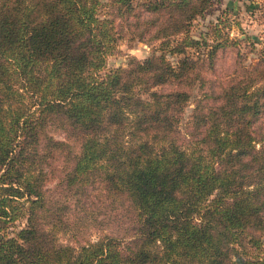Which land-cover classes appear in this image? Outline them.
Wrapping results in <instances>:
<instances>
[{"label": "trees", "instance_id": "obj_1", "mask_svg": "<svg viewBox=\"0 0 264 264\" xmlns=\"http://www.w3.org/2000/svg\"><path fill=\"white\" fill-rule=\"evenodd\" d=\"M209 4L0 0V229L24 219L0 234V264H264V48L201 75L229 46L215 23L199 58L187 34ZM115 19L160 52L100 73ZM164 51L182 54L172 65ZM104 200L129 211L125 232L59 241L102 229Z\"/></svg>", "mask_w": 264, "mask_h": 264}, {"label": "rangeland", "instance_id": "obj_2", "mask_svg": "<svg viewBox=\"0 0 264 264\" xmlns=\"http://www.w3.org/2000/svg\"><path fill=\"white\" fill-rule=\"evenodd\" d=\"M138 1V0H135ZM116 22H119L115 19ZM218 24L217 33H220L216 40H227L228 49L218 53L214 62V70H205L203 67L200 69V74L213 77L218 74H223L229 71L232 67V61L235 56V48L239 49V53L242 56L244 63H249L255 60L257 53L260 49L264 48V0H210V4L198 15H196L187 27V34L198 38L199 44L197 51L200 57H204V52L209 46V43L214 42V24ZM119 31L117 40L111 53L106 56L105 64L100 70V73L108 70L109 68L116 66H125L130 57L137 59H143L150 53L158 54L160 52L159 41L154 40L151 42H144L135 37H131L128 29L124 27V23L117 24ZM213 30V31H212ZM182 34H177L174 37L169 38V46L173 44L174 40L179 39ZM205 42V44H203ZM187 52L197 53L193 48H186ZM182 53L164 51L165 58L175 65L179 56ZM198 79H195V83L190 89V98L185 105L182 118L180 119L179 126L181 130L185 129L186 119L193 105L194 97L199 94L200 88L197 85ZM55 138H62L63 133L56 129L49 131ZM63 163L60 158L54 161L57 166L56 174H62L64 172ZM54 183V179L48 182L47 186H51ZM54 197L73 206V201L70 196L65 197L66 193L63 190H58L51 186L49 192ZM104 200L102 203L105 205V223L102 229L95 226H87V228L75 229L74 227L68 228L65 232L58 233V239L61 242L70 241L74 243L75 239L82 240L83 238L90 237L95 238L98 234L108 233L111 235H121L125 232V226L129 224V217L125 216L129 214V211H123L122 207L117 201L112 208ZM75 211V210H74ZM124 212V214H122ZM75 212H73V219ZM24 224V219H16L13 223L8 222L4 224V227L0 229V234H11L16 229ZM79 230V231H76ZM76 233L75 239H72L71 234Z\"/></svg>", "mask_w": 264, "mask_h": 264}]
</instances>
